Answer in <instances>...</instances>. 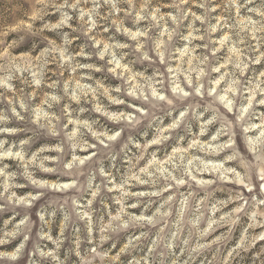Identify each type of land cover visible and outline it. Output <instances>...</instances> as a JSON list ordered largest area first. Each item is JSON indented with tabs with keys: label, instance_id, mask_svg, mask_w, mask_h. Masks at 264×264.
Listing matches in <instances>:
<instances>
[{
	"label": "rangeland",
	"instance_id": "obj_1",
	"mask_svg": "<svg viewBox=\"0 0 264 264\" xmlns=\"http://www.w3.org/2000/svg\"><path fill=\"white\" fill-rule=\"evenodd\" d=\"M244 2L0 0V34L5 42L0 49V117L5 118L0 120V128L9 130L0 132V239L7 233L18 232L7 243L0 244V264H58V260L64 264H84L89 250L95 248L90 240L81 237L79 255L75 252L74 236L71 240L65 239L59 249L56 245L67 211L60 205L73 192L67 188L73 178L59 170L45 171L40 165L49 169L63 167L66 172V165L72 162L73 155L68 145L80 138L81 130L87 133V141L93 147L77 149L74 154L79 157L90 155L100 141L87 129H82L84 122L93 125L92 131L107 135L119 131L125 122H115L96 109H104L115 117L123 115L127 123H131L137 118L138 110L140 115L144 114L145 107L128 93L135 91L139 96L141 91L152 88L159 92L161 79L177 81L185 92L189 91L185 87L189 79L193 82L210 79L211 95L224 89L221 95L237 96L236 107L227 113L235 133L232 143L236 151L231 147L220 150V144L229 143L227 136L212 141L218 124L201 132L208 116L215 112L211 103H201L197 111L208 109L205 120L196 125L194 134L185 137L181 132L177 137L173 133L164 142L171 145L164 153L159 151L163 145L150 143L159 138L155 128L149 130L146 138L140 135L146 121L130 130L136 133L134 139L143 146V151L132 148L134 163L135 158L143 157L138 160L137 169L156 165L169 167L178 158L182 160L185 152L199 156L203 161L199 167L203 170L192 173V183L201 188L202 199L207 194L204 201L206 215L220 222L218 227L213 225L215 230L208 234L206 242L220 238V258L224 264H264V239L253 242L254 237L264 234V224H259L264 217L256 218L259 226L249 227L253 223L252 212H264V205L257 209L248 203L253 195L264 199L261 194L264 181L260 180L257 167L264 157V104L258 103L264 100V31L261 30L264 28V20H261L264 0H253L246 7L238 8ZM62 4L64 8L58 11ZM248 8L256 11L249 12ZM65 11L72 17L68 24L63 28L51 27L64 18ZM64 33H68L67 43L63 39ZM21 35L26 37L23 44L7 46ZM9 54L13 59L6 62ZM205 58L207 64L202 62ZM237 63L243 67L242 78ZM209 65L217 71L211 77L202 76ZM232 72L237 73L236 78L245 88L242 96L239 88L234 93L227 91ZM53 84L57 87L53 88ZM117 87L123 95L115 91ZM159 94L168 96V93ZM74 95L79 99H73ZM53 96L57 99H52ZM110 98L125 99L126 102L112 104ZM80 108L86 111L81 113ZM172 123L171 118L166 119L163 127H170ZM176 131L180 132L179 129ZM164 134L168 135L167 131ZM115 147L118 149L120 144ZM45 156L50 159L44 161ZM228 156L236 158L228 160ZM246 173L252 181L251 189L246 186L248 181L243 180ZM127 174L125 164L115 174L116 183ZM34 180L49 187L37 188L32 183ZM62 186L65 190H61ZM131 190H145V186L138 185ZM41 192L44 194L34 200ZM120 195L114 189L102 194V202L97 198L93 205L100 212L99 216L92 215L91 235L96 240L101 225L107 226L111 215L119 212L121 204L116 201ZM85 203L86 200H81L80 207ZM125 203H135V199ZM125 210L137 216L144 212L143 205ZM41 211L46 213L45 219L50 224L44 225L40 221L37 213ZM52 211H56L55 217L47 215ZM71 231H82L87 236V220L78 221ZM48 234L52 240L46 238ZM25 235L29 237L25 248L16 260L10 259L24 242ZM68 235L65 231L64 236ZM126 242V237L121 234L109 255L115 257ZM111 244L110 241L102 247L107 251ZM40 252L47 255L40 256ZM146 253L147 248L132 249L120 255L117 264H128L129 260L140 259Z\"/></svg>",
	"mask_w": 264,
	"mask_h": 264
},
{
	"label": "clouds",
	"instance_id": "obj_2",
	"mask_svg": "<svg viewBox=\"0 0 264 264\" xmlns=\"http://www.w3.org/2000/svg\"><path fill=\"white\" fill-rule=\"evenodd\" d=\"M100 2L112 3V0H100ZM232 2L234 3L235 0H232ZM252 2L253 0H245L244 4L238 5V8L246 7ZM65 3H67V0H65ZM112 6L115 7V4L113 3ZM73 7L75 6L73 5ZM63 8L64 5L62 4L58 6L57 10L59 11ZM248 11L254 12L256 9L248 8ZM63 16L64 18L58 24L51 25V27L63 28L72 19L66 11L63 13ZM261 20H264V15L261 16ZM45 27H49V25L45 24ZM261 30L264 31V28ZM32 34L35 35V33ZM2 36L3 34H0V49L5 46ZM25 39V35H21L18 40H13L7 46L16 47L19 44H23ZM63 39L66 43L69 42L68 33L63 34ZM117 47H122V45H117ZM100 56L103 57V53H100ZM144 58L147 59V53L144 54ZM11 59L13 58L9 54L6 57V62ZM202 62L207 64V58ZM78 67L91 66L78 65ZM236 67L240 69V76L242 78L243 67L240 63H237ZM169 71L172 70L169 69ZM215 71L217 69L209 65L206 73H201V75L206 74L208 77H211V74ZM230 76L231 84L227 91L234 93L239 88L242 96L245 88L241 84L240 79L236 78L237 73L232 72ZM7 79H10V77ZM37 83L39 82L37 81ZM211 83L210 79L196 80L195 82L189 79L188 84L185 85V87L189 88V91L185 92L177 81L161 79L159 81V92L155 88H152L151 91H141L139 96H137V92L135 91L128 93V95L133 97V100H139L144 105L145 111L143 115H140L138 110L137 118L133 119L131 123H127V118L123 115L120 117L111 116L104 109L97 108V112L109 116L115 122L125 121L121 124L119 131H116L112 135H107L105 132H95L92 131L93 125L84 122L82 129H87L97 141H100V144L96 145L94 152L85 157H79L74 154L77 149H90L93 147L87 141V133L81 130L79 132L80 138L68 145L73 150V155L72 162L66 165V172L63 167L49 169L44 168L43 164L40 165L45 171L59 170L73 178L72 183L67 185V188H71L73 192L60 205L61 208L67 211L63 216L64 228L60 239L56 241L58 249L65 239L71 240L74 236L75 252L79 255L82 243L81 237L83 236L84 240H90L95 244V248L89 250L87 254L88 259L84 261V264H117L120 255L130 252L135 248H147V253L140 259L129 260L128 264H224V261L220 258V245L222 244L220 238L217 237L211 242H206L208 234L215 230L213 225L218 227L220 222L206 215L204 201L207 198V194L202 199L200 195L201 188L192 183V173L203 170L199 167L203 163L201 158L185 152L182 160L178 158L177 162L170 163L169 167L161 168L159 165H156L155 167L137 169L138 160L143 157L135 158L136 162L134 163L132 148H139L143 151V146L134 139L136 133L130 131L140 124L141 121H146V127L141 131L140 135L146 138L149 135V130L155 128L159 138L151 140L150 143L163 145L159 151L164 153L171 147V145L164 142L173 133L177 137H180L181 132L185 137L189 134H194L193 129L199 122L205 120L208 112V109L198 112V105L201 103H211L215 108V112L208 116L201 128V132L207 130L209 126L218 124L219 128L212 135V141H219L221 137L227 136L229 143L220 144V150L231 147L233 151H236L235 144L232 143L235 139V133L233 125L230 124L227 118V113L236 107L238 98L235 95H231L230 97L221 95L220 93L225 91L224 89L217 91L214 96L211 95ZM205 85H208V87H205ZM52 87L56 88L57 85L53 84ZM89 91H92V89H89ZM115 91L123 95L121 88L117 87ZM159 93H168V96H162ZM200 97H203V99L201 100ZM52 99H57V97L53 96ZM73 99L78 100L79 97L74 95ZM110 101L112 104H125L126 102L125 99L114 98H110ZM164 101L168 102L164 103ZM258 103L264 104V100H260ZM21 107L23 108L24 105L22 104ZM158 110L159 116L157 115ZM79 111L83 113L86 109L80 108ZM240 111H243V109ZM177 113L179 114L177 115ZM169 118H171L173 123L170 127H163L164 121ZM3 119L5 118L0 117V120ZM177 129L180 132H177ZM7 131L9 130L6 128H0V132ZM165 131H167L168 135L164 134ZM117 143L120 144L118 149L115 147ZM0 146H2V142H0ZM235 158L234 156L227 157L228 160ZM49 159L47 156L43 157L44 161ZM57 159L59 160V158ZM125 164H127L128 174L122 175L120 182L116 183L115 174ZM257 167L260 169L259 178L261 181H264V157L261 158ZM243 180L248 181L246 186L251 189L252 181L247 173ZM243 180L240 182L242 183ZM32 183L41 189L49 187V185L35 180ZM109 185H112V187H109ZM138 185L145 186V190H131ZM185 185L187 187H184ZM114 189L121 194L116 201L121 204V208L116 215L109 214L111 215V219L107 226L101 225L99 239L96 240L91 235V222L92 215L95 213L99 216L100 212L93 205L97 202V198H101L102 202V194L112 192ZM61 190H65L63 186ZM43 194L41 192L33 199H38ZM261 194H264V184L261 185ZM89 196L91 199H87ZM130 199H135V203L126 204L125 202ZM81 200H86L82 208L80 207ZM248 203L258 209L260 205H264V199H257V196L253 195L249 198ZM140 205H143L144 212L139 216L125 210L126 208H137ZM148 212L150 214H145ZM37 215L44 225L50 224V221L45 219V212H38ZM47 215L55 217L56 211L47 213ZM257 217H264V212L259 210L253 211V223L249 227L259 226L256 222ZM81 220H87L88 222L89 234L87 236H84L82 231L76 233L71 231L76 223ZM232 222L235 223V221ZM259 224H264V219H261ZM65 231L69 233L67 237L64 236ZM17 234L18 232L7 233L4 238L0 239V244L7 243L9 238L15 237ZM121 234H124L127 242L115 257L110 256L109 252H111L112 248L116 247L115 242L121 239ZM46 238L52 240L51 234H48ZM28 239L29 237L25 235L24 242L19 245L16 249V254L11 256L10 259H17L25 248V243H27ZM262 239H264V234L254 237L253 242ZM110 241L112 242L111 248L107 251L104 250L102 246ZM213 245H216V247H213ZM39 254L40 256L47 255L45 252H40ZM54 259L57 258L54 257ZM58 264H64V262L58 260Z\"/></svg>",
	"mask_w": 264,
	"mask_h": 264
}]
</instances>
